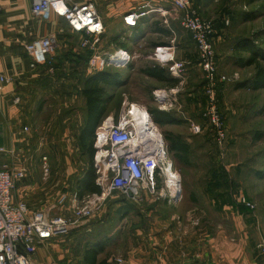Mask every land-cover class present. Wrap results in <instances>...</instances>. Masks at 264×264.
Segmentation results:
<instances>
[{
    "label": "rangeland",
    "instance_id": "rangeland-1",
    "mask_svg": "<svg viewBox=\"0 0 264 264\" xmlns=\"http://www.w3.org/2000/svg\"><path fill=\"white\" fill-rule=\"evenodd\" d=\"M207 1V13L211 19L218 21L221 19L229 20V24L224 21V26H221L220 29H216L215 26L216 35L220 31L223 39L221 41L223 42L220 45H218L219 41H216V44L214 43L218 62L217 77H225L227 79L217 85L218 109L224 118L227 128V140L224 146L221 148L217 145L211 128L202 119L208 100L205 96L206 76L200 67V62H197L201 69V82H203L200 99L205 97L206 107L204 110L202 107H197L193 112V114H197V117L202 115V120L191 119L196 123L193 129L192 121L186 119L188 116L183 112L186 111V108L178 106V100L174 101L177 95L179 98L180 90L177 92L174 89H170L164 83L150 78L145 72L147 69L156 66L166 69L173 77L169 66L156 58V49L158 47H168L170 49L168 51L173 53L172 48L175 47L174 43L177 42H172L170 39L171 35H181L183 38L192 39L190 32L181 24V16L174 11L170 14L171 20L169 19L168 24L164 22L160 15L153 16V20L151 19L143 26L144 29L138 36L139 38L135 39L136 41L132 38L129 41L126 40L132 57L128 65L110 66L104 69L120 72L123 75L122 79L125 85L120 89H108V95H113L114 100L109 104L108 114L99 128H108L112 124L117 125L122 116L126 115L127 110L132 106L133 108L136 107L139 110L147 111L150 115H152V112L163 110L181 120L187 121L181 125L165 127L156 125L153 121L154 126L152 123L150 126L148 125L146 132L149 135L152 131L157 132L161 137L167 152V161L171 162L173 173L175 174L176 172L182 177L184 193H189L193 186V181L191 180L193 175L202 174V171L205 173L207 165L211 168L214 167V169L215 166H219L223 169H228L236 190L238 193L243 194L240 199L241 205L246 208L244 202H252L255 205V209L247 211L248 215L246 216L236 217L231 213H216L209 199H205V201L200 203L199 200L193 202L184 198L179 203V206L184 210L194 207L205 208L204 210L208 212V216L203 221L201 220L200 223H197L203 224L206 222L204 224L209 226L213 235H217L218 229H225L224 233L227 235L228 240L235 239L237 242L241 240L240 234L235 233L232 228L237 223L242 225L253 224L256 230L248 232L250 240L263 243L264 89L254 91L237 88L238 84L251 80L256 70L254 67H240L236 63L237 59L248 55L235 53L233 49L239 40H243L239 38L243 37L244 39L253 40L260 52L264 53V0ZM156 27L170 29L171 34H156L153 32ZM104 45H100V47L103 52L108 53L110 49ZM195 47L196 51L197 47ZM175 61L180 62L183 59L179 61L175 57ZM88 62L85 68L84 63L80 68L79 66H74L73 63L72 66L68 64V66H65L66 75L72 74L70 70L77 74L81 73L83 76L97 73L98 71H93L91 74L88 72ZM130 64L134 65L133 70H128L127 67ZM261 64L264 66V61H261ZM188 66L181 79L189 73L187 72ZM193 91L196 92L197 90ZM69 93L67 92L66 95H69ZM55 106H60V104H51L49 106L50 109L48 108L47 110V120H50L53 126V128H50L49 144L42 149L41 146L34 145L32 152L28 153L25 159L28 165L26 167L27 176L23 182L18 184L14 192V198L17 202H25L31 211H43L52 208V213L59 214L61 213L60 209L67 208L70 213L75 205L84 204L85 201L89 200L88 196L83 200H79L76 194V182L88 168L89 158L82 154L79 145L76 146L72 136L68 135L65 138V131L59 128L63 127L61 123L62 111L59 110L60 108L55 109ZM63 106L61 105V107ZM82 106L83 101L77 99L75 104L72 105V109L82 113ZM62 117L66 118L64 115ZM197 124L203 132L204 139L209 141L207 142L209 143V155L207 156L206 152H198L195 154L197 158L195 159L194 156L195 160L194 164H192V153V156L189 155L188 157V163L182 162L168 150L169 141L167 138L169 135H178L181 138L189 137L191 139L190 136L193 134L190 131L193 130L194 132V127L198 126ZM99 128L97 132H99ZM148 128H151V131H148ZM70 131L73 132L72 130ZM150 137L146 135L144 142L146 140L152 142L155 148L156 144ZM34 143H37L35 139ZM103 145L104 148L112 147L110 143ZM94 146L96 149L94 166L96 168V157L101 151L97 148L96 141ZM4 150L1 148L0 152L5 153ZM102 155L101 152L98 157L101 159L100 165L105 169L110 164V157L105 161L106 156L105 154L104 156ZM44 157L47 158L46 162L43 160ZM111 176L112 173H109V177ZM64 196H66L65 205L60 207V200ZM90 197L93 198V195H90ZM128 199L123 193L113 191L109 196L101 200L94 217L86 222L85 226L83 225L84 227H79L67 235L58 236L51 240L50 244L43 247L40 250L43 257L41 262L43 264H85L84 252L86 246L102 243L106 249L101 258L111 259L113 263L121 264L122 260H125L129 253L134 250L132 247L124 245L123 238L129 239L133 237L134 233H137L135 228L139 226V220L136 215L132 214L123 220L125 216L122 215V208L140 206V200ZM116 209L118 210L116 211Z\"/></svg>",
    "mask_w": 264,
    "mask_h": 264
},
{
    "label": "crops",
    "instance_id": "crops-1",
    "mask_svg": "<svg viewBox=\"0 0 264 264\" xmlns=\"http://www.w3.org/2000/svg\"><path fill=\"white\" fill-rule=\"evenodd\" d=\"M191 1L202 17L217 23L227 20L211 19L207 13V0ZM68 3L80 5L92 3L101 16L105 28L100 45L107 44L104 46L110 49L109 52L116 49L129 52L128 48L118 45L121 42L127 44L126 40L134 32L124 25L123 17L137 10L138 0H68ZM0 5V71L10 81L4 91L0 92V149H5V153L0 152V167L19 169L28 167L25 159L28 153L32 152L34 145L41 146L42 149L49 144L50 128L53 126L51 121L47 120V110L50 109L51 104H60L55 106V109L60 108L59 110L62 111L63 127L59 128L65 131V138L68 135L72 136L78 146L77 137L83 125V114L72 109V105L79 99L76 95L77 80L71 74L66 75L65 66H68V63L60 68H56V64L60 56L71 52L74 54L83 52L79 46L83 34L72 32L66 19L57 15H53L47 22L35 18L32 12L33 0H0ZM159 5L169 12V21L173 12L170 0ZM143 29L144 27L141 28ZM51 34L57 35L59 43L58 48L49 57L48 61L51 62L32 68L31 57L26 52L25 46ZM221 35L220 31L214 35L215 44L216 41H219L218 45L223 42ZM170 37L172 42H177L174 43V56L179 61L183 59L189 65L187 71L189 73L186 72L187 75L176 87L170 88L177 92L180 90L179 98L177 95L174 101L178 100L177 105L186 108V111H183L188 116L186 119L190 121L192 118L201 119L197 114H193L197 107H202L203 110L206 107L205 97L200 99L203 82H201V69L197 63L199 62L197 50L195 51V45L190 38L186 39L181 35ZM67 92H70L69 95H66ZM63 115L66 118H63ZM195 124L192 121V129ZM190 132L193 134L190 136L191 139L189 137L182 139L189 145L191 156L193 153V160L190 162L194 164L197 158L195 154L198 152H206L207 156L209 155V143H207L209 141L204 139L199 125L194 127L195 133L193 130ZM34 139L37 143H34ZM215 168L217 170L221 168L220 170L225 172L228 185L226 190L215 191L211 188L214 179L211 175L212 168L207 165L205 173L202 171V174L192 176L193 186L189 193H184L180 174V194L177 198L169 196L166 178H159L155 194L144 190L139 199L140 206L121 209L122 215L125 216L123 220L132 214L139 220V226L135 228L137 233L129 239L123 238L124 245L134 250L122 260L121 264H264V257L258 250L261 241H251L248 236L249 231L256 230L255 225H249L248 222L247 225L237 223L232 228L235 233L240 234L241 240L238 242L235 239L228 240L224 233L225 229H218L217 235H213L209 226L204 224L206 222L197 223L208 216L205 208L194 207L184 210L179 206L184 198L193 202L199 200L200 203L209 199L216 213H231L236 217L248 215L240 203L243 194L236 190L228 169L219 166ZM221 192L225 195L223 198L219 197ZM60 211L61 214H69L67 208ZM43 247L38 249L34 257L37 264H43L40 252ZM100 259L106 258L100 256ZM107 261L109 264H115L111 259Z\"/></svg>",
    "mask_w": 264,
    "mask_h": 264
},
{
    "label": "built area",
    "instance_id": "built-area-1",
    "mask_svg": "<svg viewBox=\"0 0 264 264\" xmlns=\"http://www.w3.org/2000/svg\"><path fill=\"white\" fill-rule=\"evenodd\" d=\"M138 1L137 10L123 17L126 27L134 28L141 19L156 15H160L168 24L169 12L159 5L166 0ZM170 2L173 11L181 16L182 26L190 32L197 47L200 67L207 81L205 96L208 104L203 113V119L211 128L215 142L222 148L227 140V128L218 109L217 85L227 79L217 77L218 62L214 47L215 22L202 17L191 0H170ZM32 12L35 18L44 22L50 21L53 15L62 17L66 19L72 32L83 34L79 45L80 48L89 50L91 53L88 62L90 74L93 71L101 72L110 66H126L131 61L132 57L126 50L116 49L105 53L99 47L105 28L101 16L92 3L80 5L69 4L68 0H33ZM225 23L229 24V20ZM58 46L56 34L28 43L25 49L31 57V67L46 65ZM168 50H170L168 47H158L155 56L169 66L173 77L181 79L188 63L175 61L174 53ZM9 82V79L0 71V92L4 91ZM132 108L133 106L127 110V114L122 116L117 125L99 128L96 146L101 152H105V161L110 157V164L105 169L100 165L101 159L98 157L101 152L96 157L97 184L102 188V194L93 195V198L88 196L89 200L84 204L75 205L69 214H54L52 208L31 211L25 202H15L14 192L17 183L26 178L27 169L26 167L19 169L0 167V264H37L34 257L40 247L58 236L67 235L82 227L94 217L101 200L113 191L121 192L129 199L139 200L144 190L155 194L158 179L166 178L169 196L177 197V193L180 192V176L176 172L175 175L178 178L168 175L167 166H170L172 170L173 167L171 162L167 161L164 144L159 152L148 140L144 143L135 142L131 147L130 142L138 140L137 122L132 114ZM108 143L112 147L104 148L103 144ZM43 160L46 162L47 158L44 157ZM109 173H112L111 177ZM65 201L66 196L60 200V207L65 205ZM244 205L251 211L255 209L252 202H244ZM258 248L264 257V242Z\"/></svg>",
    "mask_w": 264,
    "mask_h": 264
},
{
    "label": "trees",
    "instance_id": "trees-1",
    "mask_svg": "<svg viewBox=\"0 0 264 264\" xmlns=\"http://www.w3.org/2000/svg\"><path fill=\"white\" fill-rule=\"evenodd\" d=\"M153 18V16H150L141 19L136 27L131 28L134 32L132 33L131 37H127V41H129L131 38L133 40L139 38L138 36L142 33L141 28L145 24H147L148 21H150L151 19L153 20ZM223 24L224 23H221L220 21L218 23L216 22V29H220L221 26H224ZM153 32L157 34H171L170 29H166L164 27H156ZM239 39L243 40H239V42H237V44L234 46L233 51L235 53L247 54L248 56L239 57L236 63L242 68L254 67L256 72L251 80L238 84L237 88L254 91L262 90L264 89V66L261 64V61H264V53L260 52L259 48L253 40L244 39L243 37H240ZM118 46H122L124 48L129 49L126 42H121ZM82 50L83 52L81 53L74 54L71 52L68 55L58 57L56 68L64 66L65 63L70 64L69 66H72L73 63L74 66H79V68L84 63L85 68L87 66L89 55L91 53L89 50ZM127 68L128 70H133L134 65L130 64ZM70 72L72 73L71 75L77 80L76 95L79 96L80 101H83L82 109L80 108L83 114V125L77 137L78 145L81 149L82 154L86 155L89 158L88 168L76 182L77 198L79 200H83L85 197L90 195L102 194V188L97 184L98 176L96 174L97 170L94 166V156L96 153L94 145L97 136L96 133L102 121L108 114L109 104L114 100L113 95H108V89H120L125 85V83L122 79L123 75L116 70H104L85 76H83V74L81 73H74V71L71 70ZM145 72L150 78L164 83L169 88L176 87L181 81L178 78L172 77L166 69H161L156 66L147 69V71ZM151 117L153 118L152 120L154 121V123L159 126L179 125L187 122L171 115L169 112L164 111L152 112ZM200 117L202 118V115H200ZM167 140L169 141L168 150L170 151V153H173L174 156L182 162L188 163V157L190 155L189 145L184 142L183 139L178 135H169ZM220 169L221 168L217 170L213 167L211 170V175L214 179L212 181L213 183L211 188L215 189V191L223 189L226 190L228 187L226 183V174ZM24 180L19 181L17 183V186ZM224 196L225 195L222 194V192L219 194V197L221 198H223ZM15 202L17 201L15 200ZM242 209L244 211H250L248 208L245 207ZM105 249L106 247L102 243L93 244L91 246L87 245L84 252V263L109 264L107 259H100V256L105 252Z\"/></svg>",
    "mask_w": 264,
    "mask_h": 264
},
{
    "label": "bare ground",
    "instance_id": "bare-ground-1",
    "mask_svg": "<svg viewBox=\"0 0 264 264\" xmlns=\"http://www.w3.org/2000/svg\"><path fill=\"white\" fill-rule=\"evenodd\" d=\"M132 110H133L132 114L135 117V120L137 122L136 128H137L138 140H134L133 142H130L131 147H133V143H135V142L136 143H138V142L144 143V138L147 135L149 137L151 136L150 138H152V140L155 142V144H156L155 149H157L158 152L161 151L163 148V141H162L161 137L157 134V132L152 131V133L150 135L148 133H146L147 127H149L151 123L154 126L153 121L151 120L150 114L146 111L141 110V109L139 110L136 107H134ZM148 131H151V128H148ZM142 132H143V134H142ZM136 146H137V144H136ZM102 154H103L102 156H104L105 152L103 151ZM167 171H168V175L170 177H173V178L176 177L177 178V176L173 173V170L171 169L170 166H167Z\"/></svg>",
    "mask_w": 264,
    "mask_h": 264
},
{
    "label": "water",
    "instance_id": "water-1",
    "mask_svg": "<svg viewBox=\"0 0 264 264\" xmlns=\"http://www.w3.org/2000/svg\"><path fill=\"white\" fill-rule=\"evenodd\" d=\"M179 194H180V192L177 193V197L179 196ZM177 197H176V198H177Z\"/></svg>",
    "mask_w": 264,
    "mask_h": 264
}]
</instances>
